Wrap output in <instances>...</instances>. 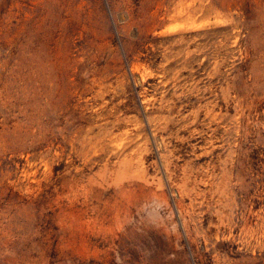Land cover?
I'll return each mask as SVG.
<instances>
[{
	"label": "rangeland",
	"instance_id": "1",
	"mask_svg": "<svg viewBox=\"0 0 264 264\" xmlns=\"http://www.w3.org/2000/svg\"><path fill=\"white\" fill-rule=\"evenodd\" d=\"M0 264H264V0H0Z\"/></svg>",
	"mask_w": 264,
	"mask_h": 264
}]
</instances>
